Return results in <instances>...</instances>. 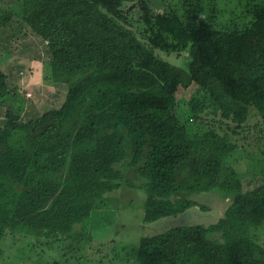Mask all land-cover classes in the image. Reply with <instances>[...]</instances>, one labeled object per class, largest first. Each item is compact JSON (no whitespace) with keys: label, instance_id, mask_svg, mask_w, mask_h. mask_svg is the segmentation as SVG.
Wrapping results in <instances>:
<instances>
[{"label":"trees","instance_id":"1","mask_svg":"<svg viewBox=\"0 0 264 264\" xmlns=\"http://www.w3.org/2000/svg\"><path fill=\"white\" fill-rule=\"evenodd\" d=\"M20 1L23 21L48 47L52 80L68 93L60 108L22 118L7 106L16 94L0 69V241L32 237L51 251L53 242L92 239L93 224L115 217L108 196L121 189L119 166L128 162L148 196L146 224L198 206L175 201L179 194L234 196L215 224L143 238L137 264H264L253 237L264 224V151L262 185L244 192L228 166L238 145L212 126L191 135L177 114V92L196 85L191 112L203 124L210 109L235 125L234 136L252 111L264 120V6L243 29L219 30L203 16L195 25L154 13L145 0L139 19L124 9L134 0ZM14 17L0 10V30ZM157 53L189 60L183 68Z\"/></svg>","mask_w":264,"mask_h":264},{"label":"rangeland","instance_id":"2","mask_svg":"<svg viewBox=\"0 0 264 264\" xmlns=\"http://www.w3.org/2000/svg\"><path fill=\"white\" fill-rule=\"evenodd\" d=\"M145 3L154 13L177 14L195 25H198L197 18L203 16L219 30L243 29L253 19V8L264 6V0H145ZM140 7L141 0L124 5L125 10L131 9L133 19L141 17ZM0 10L15 13L12 22L0 30V69L11 78V91L16 94V99H12L7 106L14 105V111L25 119L37 118L60 108L66 100L68 87L52 80L48 47L23 21L22 2L0 1ZM157 54L162 60L183 68L189 60V53ZM198 92L196 85L189 89L180 88L177 92V114L188 126L189 133H204L212 126L222 135L230 137L239 149L230 157L228 166L234 168L242 179L243 191L261 186L264 120L252 111L249 122L234 136L235 125L226 124L210 109L202 114L206 121L203 124L194 119L191 112V101L198 97ZM5 110V107H0V127L6 122ZM119 168L124 170L125 182L119 191L108 196L116 200L112 208L115 217L110 220L100 217L101 222L88 229L92 239L86 237L84 241L68 239L53 242L50 251L45 241L7 235L0 241V264H137L135 255L143 238L180 226L215 224L225 216L234 199L233 195L219 190L179 194L173 198L175 201L191 200L198 206L178 216L146 224L144 205L148 196L142 189L143 181L137 170L128 167V162ZM74 230L75 233H82L81 226ZM253 237L264 246V224L253 230Z\"/></svg>","mask_w":264,"mask_h":264}]
</instances>
